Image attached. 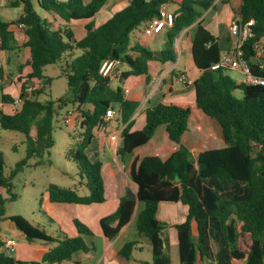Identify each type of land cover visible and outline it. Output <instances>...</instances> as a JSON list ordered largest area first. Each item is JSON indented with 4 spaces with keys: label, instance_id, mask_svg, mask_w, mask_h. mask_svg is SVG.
Here are the masks:
<instances>
[{
    "label": "trees",
    "instance_id": "obj_1",
    "mask_svg": "<svg viewBox=\"0 0 264 264\" xmlns=\"http://www.w3.org/2000/svg\"><path fill=\"white\" fill-rule=\"evenodd\" d=\"M6 1L9 8H21V14L11 22L0 19V51L19 50L10 25H22L25 40L21 46L29 51L25 67L30 70L17 78L23 100L19 107L12 106L17 96L0 88V129L23 134L26 145L25 157L15 164L9 177L4 176L5 161L0 151V222L6 201L17 198L11 179L27 166V160L42 157L53 146V120L64 107L79 115L75 119L79 130L76 146L67 158L76 163L79 186L88 193L81 195L76 188L49 184L48 204L90 205L104 201L102 163L90 160L85 150L106 110L111 108L117 111L121 123H127L117 156L126 161L129 178L137 186L136 199L143 203L136 228L150 243L153 264L168 263L162 239L164 226L156 216L162 202H180L188 208L186 220L176 226L179 264H197L198 251L204 264H264V85L236 83L224 70H210L221 48L219 39L200 18L213 8L215 0L177 1L178 9L172 25L165 27L166 43L158 58L160 62H174V40L189 28L192 62L200 72L193 82L194 101L158 103L146 108L145 125L135 131H130V119L138 103L125 98L120 85L131 76L145 75L149 81L148 63L156 58L147 47L130 44L129 35L157 18L160 7L171 0H130L98 26L94 17L106 0ZM36 8L44 12L43 17ZM234 16H239L242 23L252 21L251 36L242 45L243 57L251 76L264 79V56L257 57L255 50L264 41V0H240ZM79 24L82 37L76 34ZM106 59L118 60L128 68L117 77L116 85L99 73ZM54 64H59L60 75L66 80L67 94L57 100L38 101L53 80L43 74L44 67ZM234 90L241 91L240 98L231 94ZM207 118L220 126L224 146L201 151L194 158L181 137L189 123L206 127ZM166 139L178 148L163 160L154 151ZM2 190L8 197H3ZM134 206V200L122 197L116 211L100 220L106 239L117 236L130 220ZM192 218L198 223L197 235L191 233ZM5 219L26 241L53 246L41 261L22 262L10 255L0 239V264H61L75 252L91 249L81 236L50 237L20 216ZM74 225L78 233L92 235L79 221L74 220ZM137 244H124L119 254L129 257Z\"/></svg>",
    "mask_w": 264,
    "mask_h": 264
},
{
    "label": "crops",
    "instance_id": "obj_2",
    "mask_svg": "<svg viewBox=\"0 0 264 264\" xmlns=\"http://www.w3.org/2000/svg\"><path fill=\"white\" fill-rule=\"evenodd\" d=\"M171 1L177 3L178 0ZM226 2L230 4L231 10L225 15L223 23L221 24L222 27H214L213 24L217 23L218 15L210 16L209 13L214 10L216 13L221 14L223 8L218 9L217 5L218 3L223 4ZM1 4L9 8L6 0H0V6ZM126 4L127 2L125 0H106L105 5L94 17V24L98 26V22L95 23V19H108L115 11L125 7ZM239 5L240 0H215L213 8L205 11L200 18L203 25L207 22L208 25H205V28L219 39L221 52L235 44V40L230 37L227 27L231 18L234 16V12L239 9ZM107 7L108 10H112L113 12L108 17H105L107 15ZM177 9L170 13H176ZM20 14L16 18L0 19L10 22L15 21ZM10 16H13V14L10 13ZM10 29L14 33L17 44L22 45L25 40L22 29L16 24L10 25ZM76 30L77 37H82L84 32L80 24L76 27ZM166 30L164 28L160 33L154 34L157 50L148 48L156 58L148 63L147 78H149V81L146 80L145 75L131 76L126 78L120 85L124 91V97L138 103V107L130 119V131L139 130L145 125L144 112L148 107L155 106L158 103H191L194 101V99L192 100L194 98L193 82L199 77L200 72L192 62L191 31H189V28L184 29L174 40L175 61L160 62L158 58L166 43V38L163 36V34L166 36ZM18 41L21 42L19 43ZM261 43H264V41ZM25 50L28 51L27 48ZM27 53L29 56V51ZM19 63L22 64L21 61ZM28 68L29 66H26V69ZM127 70L128 68L126 66L120 64L116 70L117 75L119 76L123 71ZM236 71L240 74V82L246 83L243 74L239 70ZM181 75L191 83H177L176 78ZM113 84L116 85L117 82L114 81ZM18 91L16 90L11 94L8 90L3 89L4 93H8L14 97L19 93ZM181 98H188L189 101ZM212 120L214 119L207 118V124L210 125ZM212 125L215 127L214 132L212 131L213 133L210 131V127H202L197 123H193L192 125L190 123L188 124L187 131L181 137V143L189 149L194 158L201 151L218 149L224 146L220 126L216 121ZM126 126L127 123H121L119 121V115L115 110L114 116L106 123L105 130L95 129L94 138L85 150L90 160L100 161L102 163L101 173L104 185V201L90 205L67 203L49 204V210L56 213L55 220L57 223L53 221L58 230L55 232L54 237L60 234L69 238L81 236L86 245L91 248L87 252H75L70 259L61 264H153L150 243L144 236L138 234L136 228L137 216L143 209V203L136 199L137 186L129 178L126 161L122 162L117 156V150L122 142L121 132ZM177 148L178 145L176 143L166 139L154 151V154L164 160ZM79 190L85 192L82 195L88 193L87 189L78 185V192ZM122 197H127L135 201L133 213L130 220L119 230L114 239H106L100 230V220L116 211L119 200ZM187 214V206L180 202H162L158 205L156 216L164 226L162 239L165 245V256L168 258L167 264H172L176 258L179 262L176 226L184 223ZM74 220L86 226L92 232V235L78 233L74 225ZM8 227L12 228L11 226ZM19 235L21 237L20 241L13 238H6V240L14 241V250L10 253H15V258L19 261L22 260V262L41 261L44 253L53 246V244H44L39 241L28 242L21 233ZM128 242H138V244L129 257L126 258L119 254V250Z\"/></svg>",
    "mask_w": 264,
    "mask_h": 264
},
{
    "label": "rangeland",
    "instance_id": "obj_3",
    "mask_svg": "<svg viewBox=\"0 0 264 264\" xmlns=\"http://www.w3.org/2000/svg\"><path fill=\"white\" fill-rule=\"evenodd\" d=\"M177 7L178 4L174 1L165 4L166 12L169 13L176 10ZM217 8H223V12L219 14L212 10L209 14L210 16L215 14L218 15L217 23H214L213 26L221 28L223 19L225 18V15L230 12L231 8L230 4L227 2L223 4L218 3ZM0 9V18L2 19H12L11 17L16 18L17 15L21 13V8H6L4 4H1ZM106 10L107 15L105 17H108L113 11L108 10V7ZM36 11L42 17L44 16L42 10L36 8ZM10 13L13 14V16H10ZM105 19L107 18L101 20L95 19V23L98 22L99 25ZM205 25H208L207 22L204 26ZM163 36L166 38L164 34ZM154 38L155 35L147 36L144 33L143 25H140L129 35L130 44L137 42L143 47L151 48L156 51L157 48ZM18 42L20 43L21 41ZM27 52L28 51H26L21 45H19V50L14 53L0 51L1 88L8 90L11 94L20 87V82L17 78H22L29 72V68L26 69L25 67V60L28 56ZM78 53L79 52H75V55H78ZM19 61H21L22 64L19 63ZM19 65L23 66V68L19 69ZM224 72L225 75L230 77L236 83H241L240 74L236 70H224ZM43 74L52 77L53 80L46 88L45 92L37 97L38 101L44 102L46 100H57L67 94L66 80L60 75L59 64L47 65L44 67ZM231 94L236 98L241 97V91L239 90L231 91ZM18 95L19 93L17 96ZM181 99L189 101L188 98ZM193 99L194 98H192V100ZM68 109L69 108L67 107L60 109L58 115L53 120V146L44 152L42 157H32L27 160V166L23 167V169L11 179L12 192L17 198L13 201H6L5 203L4 218L0 222V239L3 242L6 238H13L17 241H20L21 238L19 235L20 232L9 220L5 219L7 216H20L30 225L38 228L50 237H54L55 232L58 230L54 223V221L56 222V213L49 210L46 189L49 184L78 189L80 182V174L78 173L76 163L67 158V154L76 146L77 132L79 131L75 128L76 118H74L73 122L65 124V115ZM199 121L201 122V119H199ZM211 122L213 123L215 121L212 120ZM212 123L210 125L207 124L206 127H210V131L214 132L215 127ZM190 124L192 125L193 123ZM0 151L4 155L5 161L4 176L9 177L15 164L25 157V136L19 132L0 129ZM36 162H38L37 165H35ZM79 194L82 195L85 194V192L79 190ZM2 195L3 197H8L5 190H2ZM8 226H11L12 228ZM10 255L16 257L15 253H10ZM157 261H159V259H157ZM172 264H179L177 258Z\"/></svg>",
    "mask_w": 264,
    "mask_h": 264
},
{
    "label": "built area",
    "instance_id": "obj_4",
    "mask_svg": "<svg viewBox=\"0 0 264 264\" xmlns=\"http://www.w3.org/2000/svg\"><path fill=\"white\" fill-rule=\"evenodd\" d=\"M125 1L129 2L130 0ZM173 18L174 13L166 12L165 5L161 6L159 9V16L152 19L144 26V33L147 36H152L154 34L160 33L165 27H170L172 25ZM251 24L252 21H249L248 23H242L239 16H233L231 18L227 29L230 37L235 40V44L227 50L220 52L218 61L210 66V70H239L243 74L246 83L253 85H264V79L251 76L248 64L243 57L242 45L244 41L251 36V32L249 29V25ZM22 27V25H19V28L22 29ZM255 50L257 57L264 56V43L257 44L255 46ZM119 65L120 63L118 60L106 59L100 65L99 73L103 77L109 78L114 82L118 77L116 70ZM1 82L2 81L0 79V88ZM176 82L180 84L191 83L182 75L176 78ZM25 91H29V89H26ZM22 103L23 100L18 95L14 99L12 106L19 107ZM78 116L79 115L73 109H69L65 115V124L73 122L74 118ZM113 116V109L109 108L108 110H106L97 129L105 130L106 123L109 122ZM4 247L6 250L12 252L14 250V241L6 240L4 242Z\"/></svg>",
    "mask_w": 264,
    "mask_h": 264
},
{
    "label": "water",
    "instance_id": "obj_5",
    "mask_svg": "<svg viewBox=\"0 0 264 264\" xmlns=\"http://www.w3.org/2000/svg\"><path fill=\"white\" fill-rule=\"evenodd\" d=\"M190 227H191V233H192V235H197L198 232H199V228H198V223H197V221H196L195 218H192V220L190 222ZM201 262H202L201 254L198 251L197 252V263L200 264Z\"/></svg>",
    "mask_w": 264,
    "mask_h": 264
}]
</instances>
